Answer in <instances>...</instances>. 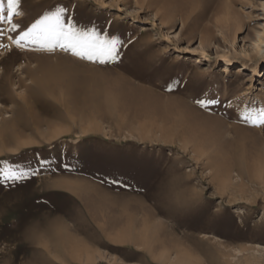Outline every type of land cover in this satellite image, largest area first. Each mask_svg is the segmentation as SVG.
<instances>
[{"label":"rangeland","instance_id":"obj_1","mask_svg":"<svg viewBox=\"0 0 264 264\" xmlns=\"http://www.w3.org/2000/svg\"><path fill=\"white\" fill-rule=\"evenodd\" d=\"M64 6L123 64L19 50L49 63L1 73L0 170L47 163L0 188V264H264V126L244 119L264 111V0H22L15 20Z\"/></svg>","mask_w":264,"mask_h":264},{"label":"snow or ice","instance_id":"obj_2","mask_svg":"<svg viewBox=\"0 0 264 264\" xmlns=\"http://www.w3.org/2000/svg\"><path fill=\"white\" fill-rule=\"evenodd\" d=\"M21 9L22 0H7V9L0 0V25H7V27H0V39H7L9 42L0 45V47L8 50L10 55L13 50H39L49 53L59 50L79 60L93 64L117 66L123 64L125 42L110 30L106 31L104 27L97 29L95 25H92L90 28H78L77 24L80 22L75 17L63 16L64 13L70 11V6H64L55 12H46L24 26L15 20V17L21 15ZM113 23L114 21L111 20L106 21L107 28L110 29ZM125 70L130 73L139 71L138 68H126ZM219 102L214 97L209 98L207 101L203 99L196 101L201 108ZM244 119L250 121L252 126H264V111L260 112L259 117L246 116ZM46 163V160L39 159L36 161V167L31 164L26 168L17 165L7 170H0V188H3L4 185L19 184L28 176L36 175L39 168L44 167ZM112 182L114 184L122 183V181L115 179ZM160 200L162 214L170 215L189 211L172 207L164 200L162 195ZM195 211L205 216L208 214L207 208L204 207L197 208ZM211 219L213 223L218 222L217 217ZM10 242L17 243L18 248L21 247V244L17 241ZM2 258L0 257V259ZM128 258L130 260L134 259V254ZM11 264H27V261L17 255Z\"/></svg>","mask_w":264,"mask_h":264},{"label":"bare ground","instance_id":"obj_3","mask_svg":"<svg viewBox=\"0 0 264 264\" xmlns=\"http://www.w3.org/2000/svg\"><path fill=\"white\" fill-rule=\"evenodd\" d=\"M174 6H176V5H174ZM187 16V14L186 13H182L181 14V16L182 17H185V16ZM184 19V18H183ZM262 33H264V25H263V27H262V31H261ZM5 41V40H4ZM4 41H0V45H4V44H6L8 41H6V42H4ZM22 52H20L19 50H13L12 51V53H11V55L9 54V51L8 50H6L5 48H3V47H0V104H1V102H3L2 100H1V94H2V92L6 89L5 88V85L6 84H4V82H5V80L6 79H3L4 77H3V75H1V73L5 70V68H6V70H7V72H8V70H10L11 69V67L12 66H14V65H16V66H18V68H19V70L21 71V73H24V72H26V73H28V74H26L27 75V77L28 78H26L25 80H27V79H33V76H32V74H31V68H30V65L33 63H36L37 65V67L38 66H40V65H42L43 66V64L44 63H49V61H46L47 59H45L46 58V56H38V55H36V54H32V53H22L23 55H24V57H25V60L23 61H21V62H17V55L18 54H21ZM23 57V58H24ZM50 57V56H49ZM43 59H45L44 61H43ZM49 60V59H48ZM51 62V61H50ZM7 64H8V66L10 67V69H9V67L7 66ZM51 64H52V62H51ZM51 64H49V65H51ZM58 64V63H57ZM46 65V64H45ZM48 65V64H47ZM42 66H40V67H42ZM243 66L246 68L247 66H246V64H243ZM50 67H52V65L50 66ZM55 67H57V66H55ZM59 67V66H58ZM57 67V68H58ZM48 68V67H47ZM60 68V67H59ZM44 69V68H43ZM46 69V68H45ZM62 69V68H61ZM253 70L255 71V72H257L258 71V69L257 68H253ZM11 72V71H10ZM37 72V71H36ZM43 73V72H42ZM38 74V73H37ZM34 75V74H33ZM36 75V74H35ZM80 75V74H79ZM11 76V78H12V75H10ZM41 76V75H40ZM39 77V76H38ZM45 76H43L42 78H40L39 80H38V82L39 83H42L43 81H44V79L46 78H44ZM69 77V76H68ZM75 77H77V76H75ZM85 77V76H84ZM7 78H9V76L7 77ZM35 78V77H34ZM37 78V77H36ZM8 80V79H7ZM6 80V81H7ZM13 80V79H12ZM25 80H21L20 82H17V83H15V81L13 82V86H15L16 85V89H17V86H18V89H23V87H25L26 89H29L30 90V87L29 86H27L25 83H27V82H25L24 83V81ZM9 81V80H8ZM34 81V80H33ZM36 81V80H35ZM9 82H11V81H9ZM37 82V81H36ZM38 82H37V86H39V84H38ZM12 83V82H11ZM30 83V82H29ZM36 86V87H37ZM10 87V86H9ZM40 87V86H39ZM11 88V87H10ZM32 88V87H31ZM28 90V91H29ZM11 91V90H10ZM35 91V90H34ZM39 91H41V90H39ZM38 92V91H37ZM11 93V92H10ZM27 94V93H26ZM19 95V94H18ZM6 96V95H5ZM7 96H9V95H7ZM2 98H4V97H2ZM6 99V98H5ZM8 99V98H7ZM25 100V99H24ZM15 101V100H14ZM28 101V100H27ZM13 102V101H12ZM1 106V105H0ZM179 120V119H178ZM170 123V122H169ZM200 131H202V130H200ZM167 133V132H166ZM196 133V132H195ZM173 137V136H172ZM198 141H200V140H198ZM202 141H204V140H202ZM202 141H201V143H202ZM215 141V140H214ZM196 142V141H195ZM206 142V141H205ZM188 143V142H187ZM190 143V142H189ZM200 144V143H199ZM206 144H207V142H206ZM201 145V144H200ZM200 145H198V146H200ZM204 145V144H203ZM197 146V145H196ZM195 146V147H196ZM197 146V147H198ZM202 146V145H201ZM200 146V147H201ZM210 146V145H209ZM212 146V145H211ZM214 146V145H213ZM212 146V147H213ZM203 148H205V147H203ZM202 148V149H203ZM211 148V147H210ZM206 150V149H205ZM209 152V151H208ZM202 153V152H201ZM211 153V152H210ZM204 154H205V152H204ZM209 154V153H208ZM212 154V153H211ZM214 155V154H213ZM202 156V155H201ZM207 157H208V155H206ZM210 156V155H209ZM220 156V155H219ZM203 157V156H202ZM210 157H212V155L210 156ZM210 157H208V159L210 158ZM200 158V157H199ZM211 159V158H210ZM263 159H264V156H263ZM260 160L256 165H255V170L259 173V176L262 178V176H264V160ZM219 160H220V158H219ZM223 160V159H222ZM221 161V160H220ZM217 162H219V161H217ZM216 163V162H215ZM220 163V162H219ZM217 164V163H216ZM215 166H217V165H215ZM240 166V165H239ZM238 166V167H239ZM248 166V165H247ZM220 170V169H219ZM226 170H227V168H226ZM249 171V170H248ZM252 172V171H251ZM244 175V174H243ZM241 177V176H240ZM251 177V176H250ZM253 177V176H252ZM256 176H254V178H255ZM244 178V177H243ZM257 178V177H256ZM255 178V179H256ZM260 178V179H261ZM245 179V178H244ZM264 179V178H263ZM252 181H253V179H252ZM262 181V180H261ZM263 184V183H262ZM225 185H227V184H225ZM222 186V185H221ZM244 187V186H243ZM225 189V188H224ZM223 190V189H222ZM232 193V192H231ZM230 193V194H231ZM131 240V239H130Z\"/></svg>","mask_w":264,"mask_h":264}]
</instances>
